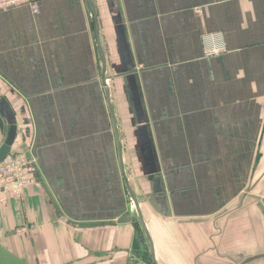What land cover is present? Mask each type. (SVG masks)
Here are the masks:
<instances>
[{
  "label": "crops",
  "instance_id": "1",
  "mask_svg": "<svg viewBox=\"0 0 264 264\" xmlns=\"http://www.w3.org/2000/svg\"><path fill=\"white\" fill-rule=\"evenodd\" d=\"M36 3L0 13L11 151L40 166L0 206V264H154L129 188L158 264H264V0Z\"/></svg>",
  "mask_w": 264,
  "mask_h": 264
},
{
  "label": "built area",
  "instance_id": "2",
  "mask_svg": "<svg viewBox=\"0 0 264 264\" xmlns=\"http://www.w3.org/2000/svg\"><path fill=\"white\" fill-rule=\"evenodd\" d=\"M29 5L34 14H38L40 8L36 0H0V13L6 12L11 8ZM215 35L209 36L212 45L205 49L207 56L214 57L226 51V45L222 39L220 45L214 42ZM214 39V40H213ZM40 166L38 160L29 149L25 152H12L0 164V206H6L10 200L20 199L26 188L37 184ZM260 204L264 209V195L259 198ZM37 232L35 225L28 224L16 230V234L23 236H34Z\"/></svg>",
  "mask_w": 264,
  "mask_h": 264
},
{
  "label": "water",
  "instance_id": "3",
  "mask_svg": "<svg viewBox=\"0 0 264 264\" xmlns=\"http://www.w3.org/2000/svg\"><path fill=\"white\" fill-rule=\"evenodd\" d=\"M97 32H98V29H97ZM101 55L103 56L102 52H101ZM104 73L106 74V67L104 68ZM103 80L106 81V78H103ZM0 114L3 117H5L11 123V126L9 127V130H8L7 139H6L5 143H4V145L0 148V164H1L8 157V155L11 153L12 147H13V145L15 143V140H16V137H17V129L18 128L13 123V119H14L13 111L4 102H2L0 104ZM153 184H154V192L157 194V197L155 198V201L157 202V204L161 205L162 212L164 214H166L167 208L164 207L163 203L160 201V198L162 199V195H163L162 187H161V179L160 178H153ZM129 192H130V195H131V197H132V199H133V201H134V203L136 205L140 223H141L146 235L149 238V241H150V244H151V248H152V255H153L154 264H158L156 262V259H155V256H154L153 244H152V241L150 239V235H149L148 229L146 227V224L144 222V218L142 216V212L140 210L139 203H138L135 195L130 190V188H129Z\"/></svg>",
  "mask_w": 264,
  "mask_h": 264
},
{
  "label": "rangeland",
  "instance_id": "4",
  "mask_svg": "<svg viewBox=\"0 0 264 264\" xmlns=\"http://www.w3.org/2000/svg\"><path fill=\"white\" fill-rule=\"evenodd\" d=\"M131 210H132L133 216H135L137 218V212H136V210H135V208H134L133 205H132V209ZM138 230L140 231V226H139V229ZM144 249L146 251H148V249L146 248V246L144 247ZM148 255H149V253L146 254V256H143V263L142 264H152V262L149 259ZM137 258L139 259V261H132L131 264H140V255L139 254H138Z\"/></svg>",
  "mask_w": 264,
  "mask_h": 264
}]
</instances>
